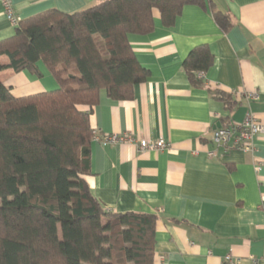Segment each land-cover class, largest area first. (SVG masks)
<instances>
[{"label":"crops","instance_id":"0c3cea01","mask_svg":"<svg viewBox=\"0 0 264 264\" xmlns=\"http://www.w3.org/2000/svg\"><path fill=\"white\" fill-rule=\"evenodd\" d=\"M103 0H9L17 20L57 9L72 13ZM228 13L223 31L212 9ZM153 28L128 34L138 63L147 69L129 99L113 100L104 89L89 115L91 195L109 212L157 216L152 264H264V135L253 149L224 150L211 141L217 123L240 122L249 112L264 124V0H203L186 4L170 26L152 9ZM0 0V40L14 34ZM204 44L212 62L203 85L188 80L182 63ZM8 63L0 56V65ZM40 75L0 71L15 97L58 87L42 62ZM218 88L234 102L230 110L212 95ZM107 134L162 138L159 151L135 144L104 145ZM207 151H215L209 157ZM260 162L258 172L254 164Z\"/></svg>","mask_w":264,"mask_h":264},{"label":"trees","instance_id":"16d2710c","mask_svg":"<svg viewBox=\"0 0 264 264\" xmlns=\"http://www.w3.org/2000/svg\"><path fill=\"white\" fill-rule=\"evenodd\" d=\"M203 0H103L64 13L48 9L17 21L0 40V71L39 76L42 62L58 87L15 97L0 82V264H152L157 216L107 211L89 191V115L104 89L129 99L147 69L136 60L128 34L153 28L152 9L166 26L186 4ZM228 30V13L214 10ZM212 62L206 45L189 51L182 66L203 85ZM209 92L230 110L231 98ZM225 125V124H224Z\"/></svg>","mask_w":264,"mask_h":264},{"label":"built area","instance_id":"2783aa9c","mask_svg":"<svg viewBox=\"0 0 264 264\" xmlns=\"http://www.w3.org/2000/svg\"><path fill=\"white\" fill-rule=\"evenodd\" d=\"M4 13L12 25H17V18L14 15L11 3L9 0H2ZM264 135V124L256 121L254 117L247 112L244 119L240 122H229L215 128L211 134V141L216 148L224 150L240 149L250 151L253 149L254 138ZM94 136V135H93ZM93 138V137H92ZM97 139L96 136H94ZM100 142L104 145H117L122 143L135 144L138 150L159 151L166 149L169 144L166 140L158 138L156 140H148L145 138H134L129 134H107L100 138ZM209 157L215 155V151H207ZM261 163L254 164L255 172L260 169ZM236 258L231 255L225 257V264H234Z\"/></svg>","mask_w":264,"mask_h":264},{"label":"water","instance_id":"95a60500","mask_svg":"<svg viewBox=\"0 0 264 264\" xmlns=\"http://www.w3.org/2000/svg\"><path fill=\"white\" fill-rule=\"evenodd\" d=\"M216 127H220V123H217Z\"/></svg>","mask_w":264,"mask_h":264}]
</instances>
